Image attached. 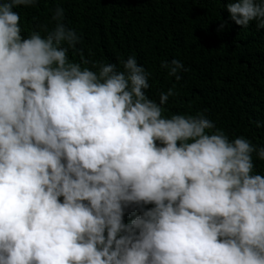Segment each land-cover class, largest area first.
I'll return each mask as SVG.
<instances>
[{
    "label": "clouds",
    "instance_id": "1",
    "mask_svg": "<svg viewBox=\"0 0 264 264\" xmlns=\"http://www.w3.org/2000/svg\"><path fill=\"white\" fill-rule=\"evenodd\" d=\"M59 2L24 38L15 9L40 0H0V264H264V147L166 117L178 93L151 99L135 56L70 61L81 37ZM227 10L264 29V0Z\"/></svg>",
    "mask_w": 264,
    "mask_h": 264
},
{
    "label": "trees",
    "instance_id": "2",
    "mask_svg": "<svg viewBox=\"0 0 264 264\" xmlns=\"http://www.w3.org/2000/svg\"><path fill=\"white\" fill-rule=\"evenodd\" d=\"M235 0H60L64 23L81 41L70 49V61L116 63L135 56L151 73V99L174 88L164 115L204 113L229 139L245 137L264 147V29L231 20L227 5ZM57 0L18 7L23 37L51 17ZM227 22L223 30L221 23ZM43 35V33H42ZM179 60L181 79L161 68ZM98 71V69H92ZM255 172L264 175V161L253 154ZM63 199V198H61Z\"/></svg>",
    "mask_w": 264,
    "mask_h": 264
}]
</instances>
